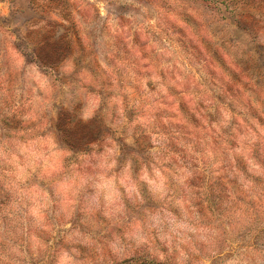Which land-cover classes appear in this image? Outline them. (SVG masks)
<instances>
[{
	"label": "rangeland",
	"instance_id": "rangeland-1",
	"mask_svg": "<svg viewBox=\"0 0 264 264\" xmlns=\"http://www.w3.org/2000/svg\"><path fill=\"white\" fill-rule=\"evenodd\" d=\"M0 264H264V0H0Z\"/></svg>",
	"mask_w": 264,
	"mask_h": 264
}]
</instances>
